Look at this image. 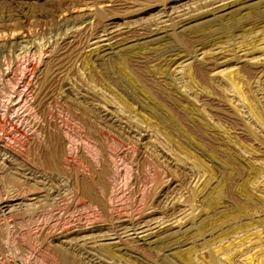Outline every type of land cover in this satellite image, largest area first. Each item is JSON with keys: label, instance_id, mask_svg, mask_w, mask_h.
<instances>
[{"label": "rangeland", "instance_id": "1", "mask_svg": "<svg viewBox=\"0 0 264 264\" xmlns=\"http://www.w3.org/2000/svg\"><path fill=\"white\" fill-rule=\"evenodd\" d=\"M177 1L0 0V199L31 194L22 172L31 169L50 186L80 185L85 203L72 195L4 216L0 264H54L58 229L145 214L167 187L189 211L183 244L140 247L121 264H264V74L248 62L213 71L204 59L178 68L183 58H165L172 47L206 58L216 40L229 58H257L264 39L252 36L263 28L176 18L168 39L129 47ZM205 1L173 6L195 15ZM111 17L122 46L98 60L88 43Z\"/></svg>", "mask_w": 264, "mask_h": 264}, {"label": "bare ground", "instance_id": "2", "mask_svg": "<svg viewBox=\"0 0 264 264\" xmlns=\"http://www.w3.org/2000/svg\"><path fill=\"white\" fill-rule=\"evenodd\" d=\"M179 1L180 0L177 2ZM174 3L172 4L174 5ZM173 5L171 6L169 3H165L158 13L156 23H153L157 26L146 35L142 34L143 36L132 40L133 42L132 44H129V47L132 46L131 48L135 47L136 49H147V47L151 44H155L160 40L168 39L172 33L171 30L174 31L177 28L175 26L171 27L174 25L176 18L180 24L179 27H181L185 26L187 22L189 23L194 19L208 17L210 20L209 16L214 18L212 20L213 22L215 20L225 21V23L231 22L232 28L234 27L235 29L237 28L243 32H249L251 35L253 34V26L257 25L259 28H263V30L258 31V33L256 32V34L252 37H257L258 40L264 39V0H206L201 9H196L197 14L195 15L193 13L191 14V12H194L191 8L194 7L188 6L186 3L185 5ZM83 23L86 22L75 23L73 28L79 24L84 25ZM80 28L82 27H76L72 30V33L68 35V38L73 37ZM183 29L185 28L183 27ZM121 34V28L117 27L115 19L113 17L109 18L108 23H106L104 28L92 33L88 43L89 56H95L96 59L103 60L108 55L116 53L114 50L115 46H122V41H120L121 37L119 38ZM216 41L210 44V46H214L213 51H210L211 54L208 55L207 53H204V56H206L207 59L205 57L199 58L198 54L195 55L183 52L180 47L167 49V51H165L166 55H164L165 58L170 57L168 58L169 65L172 62V65H174V63L176 64L174 56L183 58V61L178 63V68H185L188 64H191L192 61L185 63L191 59L198 62L204 59L205 61L203 62L207 63V65L209 64L210 69L214 71L221 65H227L228 62L231 63V61H235L237 63L248 62L247 64L256 68L257 74H264V44L263 46H258L256 52H259L260 56L257 58H248L246 56L247 53L238 54L239 56L236 57L234 54L233 58H229L228 56L230 54H228V51L231 49L229 50V47H225L224 45H218L219 41ZM231 46L232 44L230 45V48ZM232 48L234 49L233 46ZM207 55L209 57H207ZM219 72L220 71L214 72V75H218ZM18 104H20V101L17 105ZM109 119L113 120L112 118ZM2 159L3 164L6 162L10 165L11 158L9 159V156L4 154ZM6 166L4 168H6ZM14 168L16 171L20 170L19 167L15 166ZM22 172L28 181H33L32 184L36 185L34 188L35 190L31 192V194L25 196L19 195L11 199H0V221L4 218V216L15 211L30 208L37 210L49 201L68 199V196L70 198L72 195L77 197L74 201V205H76V207H83L85 204L83 199L79 198L80 195L78 197V194H81V192H79L80 185L76 186L74 184V186L71 180L62 178L58 185L53 186L52 184V186H50V180L45 177L46 175L41 174V171L36 172L29 169ZM165 185L167 184L165 183ZM165 190L166 191L160 193V197L165 198L162 201V207L155 206L156 208H153L152 206L151 209H147L149 211L145 214L142 213L143 215L141 213V215L137 213L139 216L128 217L120 214L115 221L113 220V222L108 225L106 223H91L89 221L92 220L89 219L88 222L79 225L77 224L71 226L69 224V226H61L62 228L58 229L59 231L56 235H53V239H51V245L54 247V250H52L53 252H56L55 255L57 254V258L54 257L55 259L52 260L55 261L56 264H121L120 261H124L127 257L138 258L136 253L140 247L151 248L153 246L154 248L157 246H164L169 248V251H171L176 244L181 243L182 245L185 237H187L190 232V228L188 227V221L190 219H188L189 217L187 213L189 211H187L188 209H185V204L177 203L172 200L173 197L170 196V189H168V187ZM37 255L38 253L35 252L34 256Z\"/></svg>", "mask_w": 264, "mask_h": 264}]
</instances>
